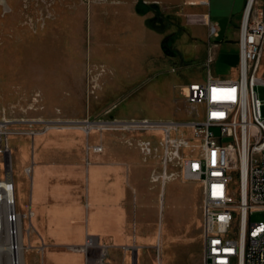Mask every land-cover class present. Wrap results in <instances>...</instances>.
<instances>
[{"label":"rangeland","instance_id":"obj_1","mask_svg":"<svg viewBox=\"0 0 264 264\" xmlns=\"http://www.w3.org/2000/svg\"><path fill=\"white\" fill-rule=\"evenodd\" d=\"M107 1L111 0H7L6 4H0V120L7 119L0 124H6L10 130L18 129V132L7 133V142L12 151L7 158L0 153V178L5 177L8 168H11L12 177L14 181L17 180V168L21 169L26 162L31 163L32 139L27 136L32 134L28 132L29 129L44 130L47 123L75 124L86 119L131 116L155 120L186 118L184 109L187 105L180 92L181 86L190 80L204 78L207 69L202 61L203 50L200 46L206 42L203 36H206L208 28L205 24L199 25L206 22V14L191 13L193 11L183 0H159L155 23L160 25L166 36L162 65L151 71L147 66L144 77L127 80L126 77L131 75L127 63L131 56L125 54L130 48L125 36L127 25L120 18L107 29ZM210 2L212 16L222 15L219 21L222 32L231 36L234 27L230 25V17L234 0ZM258 5L260 3H256ZM69 8L67 14L71 13L70 16L62 13ZM197 10L203 11L204 8L199 6ZM191 14L197 24L189 25L188 15ZM108 17L111 19L109 14ZM192 36L196 37V41ZM195 42L199 45L197 57L192 51ZM112 46L119 54L116 61L108 57ZM187 46L190 51H186ZM82 67L83 75L79 79ZM259 74L264 76V54ZM97 78L98 83L95 82ZM112 79L117 82L119 89H114ZM79 80L82 82L79 83ZM81 84L85 101V105L77 107L82 110L81 113L74 112L72 106L57 104L71 100L75 92L73 87ZM255 91L264 100V85H255ZM98 97L104 101V107L101 106L103 111L97 113L98 116L93 115L81 121L72 119L74 115L91 112L90 103ZM261 114L264 119V104ZM63 131L66 130L50 129L47 137ZM176 133L187 137L193 134L189 128H179L172 134ZM93 136L92 132L90 137ZM5 137L0 133V146L5 143ZM233 180L234 186H237L236 174ZM187 181L180 178L169 180L164 190L163 205L155 213L152 210L155 205L149 195L151 191L147 190L140 207L145 210L146 221H153L162 242L159 240L153 246L142 247L137 255L139 263L203 264L202 218L200 222H193L189 205L199 189H190L188 186L190 182L197 181ZM15 200L17 209L28 206L29 185H22L20 191L16 186ZM263 217L261 210L251 213V221ZM28 227V221L24 219L21 227L23 243L29 251L35 249L41 255V247L31 248V243V246L27 243L28 234L25 230ZM170 227L175 228L174 235L165 242L163 236L167 235ZM30 237L32 239L34 235ZM92 246L89 245L86 250L92 253L86 260L94 263L100 258L102 246L98 253L92 250ZM26 251L25 264H30V252ZM103 262L107 263L105 256Z\"/></svg>","mask_w":264,"mask_h":264},{"label":"crops","instance_id":"obj_2","mask_svg":"<svg viewBox=\"0 0 264 264\" xmlns=\"http://www.w3.org/2000/svg\"><path fill=\"white\" fill-rule=\"evenodd\" d=\"M183 1L193 11L191 13H204L207 16L206 22L199 24H205L208 28L206 36H203L206 42L200 47L203 50L202 61L205 63L208 46L211 43L215 44L212 47V61L209 64L210 74L222 78H236L239 71L240 23L247 0H234L230 17V25L234 27L231 36H228L227 32H222L219 22L222 15L212 16L210 0L208 5H202L201 0ZM158 2L159 0L106 2L107 29L120 18L127 25L125 36L130 42V48L125 54L131 56L127 62L128 73L131 75L126 77L127 80H133L138 76L144 77L147 66L151 71L162 65L161 58L165 52L163 41L166 36L160 25L157 26L155 23ZM257 3H260L257 8L264 7V0H257ZM199 6L204 10L198 11ZM205 6L209 7L205 8ZM67 10L70 8L63 10L62 13L70 16L71 13L67 14ZM189 22V25L197 24L192 18ZM209 24L217 27L215 35H210ZM192 39L196 41V37ZM190 50L189 47L186 49V51ZM192 51L197 57L199 51L197 42L193 44ZM263 54L264 50L261 62ZM100 55L104 54L100 53ZM118 56V52L112 46L108 51V57L116 61L115 58ZM83 69L84 67L79 70V79H82ZM112 80L115 84L114 89H119L117 82ZM81 82L79 80V83ZM73 89L75 92L71 100L57 104L72 106L74 112L81 113L82 110L77 107L85 105L82 84ZM102 102L104 103L102 97H98L95 102L90 103L91 112L74 115L72 119L81 121L93 115L98 116L97 113L103 111ZM56 128L66 131L47 137L48 131L53 128L33 129V133H30L32 135L27 136L32 139L31 163L26 162L21 169L17 168V180L14 181L11 173L15 197L16 186L20 191L22 185H29L28 206L17 210L31 211L30 217L26 218L30 229L29 232L28 229L25 230L26 235L28 234L27 243H31L32 246L29 244L31 248L41 247L42 251L41 255H38L35 249L26 251L30 252V264H85L86 257L91 253L86 251L89 245H93L91 248L97 253L101 246V251L106 247L105 257L109 264H141L137 255L142 247L153 246L159 240L162 242V237L154 228L153 221H146V213L140 207V202L145 199L147 190L151 191L149 195L154 202L155 206L152 210L155 213L160 205H163L164 190L168 181L173 178L167 179L163 185L160 182L151 183L148 177L152 169L159 166V157L143 160L140 148L135 144H128L117 133L94 128L88 132L81 128ZM92 132L94 136L91 138ZM134 135L142 138L151 137L153 133ZM92 145H101V151L93 150ZM17 164L18 161L15 165ZM28 166H31L30 173L25 171ZM188 186L190 189L192 187L199 189V193L193 196L189 205L190 214L194 217L193 222H200L202 188L199 182H190ZM199 202H201L200 208ZM189 222L192 220L189 219ZM174 230L175 228L172 227L167 229V235L163 236L165 242L174 235ZM30 235L34 237L31 239ZM73 245H82L84 249L74 250Z\"/></svg>","mask_w":264,"mask_h":264},{"label":"built area","instance_id":"obj_3","mask_svg":"<svg viewBox=\"0 0 264 264\" xmlns=\"http://www.w3.org/2000/svg\"><path fill=\"white\" fill-rule=\"evenodd\" d=\"M200 3L208 5L209 0ZM256 3L257 0H247L240 23L238 76L222 78L210 74L215 45L211 43L205 78L190 80L181 86L187 105L186 118L86 119L94 123L90 127L117 133L128 144L137 145L143 160L159 157V166L149 174L150 182L163 185L169 178H180L200 183L203 264H264V217L251 221L252 211L264 213V119L261 114L264 100L255 91V85H264V76L259 74L264 7L257 8ZM191 16L188 15V22ZM209 33L215 35L217 27L209 24ZM179 128L191 129L192 137L172 134ZM146 132L153 135L142 138L134 135ZM5 136L0 153L7 158L11 148ZM91 147L95 151L102 148L101 145ZM25 171L30 173L31 166ZM235 174L237 186L233 184ZM13 185V181L9 182L7 190L11 193L0 196V215L9 232L16 234L17 221L24 222L31 211L17 210ZM94 263L86 260V264Z\"/></svg>","mask_w":264,"mask_h":264},{"label":"bare ground","instance_id":"obj_4","mask_svg":"<svg viewBox=\"0 0 264 264\" xmlns=\"http://www.w3.org/2000/svg\"><path fill=\"white\" fill-rule=\"evenodd\" d=\"M6 1L7 0H1L0 4H6ZM95 82L98 83V78L96 79ZM6 120H0V121L5 122ZM93 124L94 123L90 122V121H84L82 123H75V124L47 123L43 129L50 128V127L51 128H56V127H69L70 128V127H73V128H81L83 130H85V129L87 130ZM91 129H93V127H90L89 130H91ZM10 131L11 130L9 128H7L3 125L0 127V133H3L4 135L5 134L8 135L7 133H10ZM11 132H15V131H11ZM19 132H21V131H19ZM6 174L7 175L4 178H0V196H1V198L6 196L7 194L11 193L10 191L7 190L9 188V182L12 181L10 168H8ZM13 187H14V185H13ZM20 221L21 220L17 221V226H18L17 231H16L17 233L11 234L7 228V223L4 221V219L0 215V264H24V249L26 247L23 243L22 228H21L22 223H20ZM72 248L74 250L75 249H80V250L84 249L83 246H73ZM104 254H105V249L101 251V255H100L99 260L96 261L94 264H104L102 261Z\"/></svg>","mask_w":264,"mask_h":264},{"label":"water","instance_id":"obj_5","mask_svg":"<svg viewBox=\"0 0 264 264\" xmlns=\"http://www.w3.org/2000/svg\"><path fill=\"white\" fill-rule=\"evenodd\" d=\"M134 260H136V256L134 255Z\"/></svg>","mask_w":264,"mask_h":264}]
</instances>
